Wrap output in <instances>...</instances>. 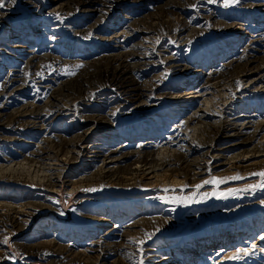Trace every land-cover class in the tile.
Returning <instances> with one entry per match:
<instances>
[{
	"label": "bare ground",
	"instance_id": "1",
	"mask_svg": "<svg viewBox=\"0 0 264 264\" xmlns=\"http://www.w3.org/2000/svg\"><path fill=\"white\" fill-rule=\"evenodd\" d=\"M41 1L0 0V259L264 264V0Z\"/></svg>",
	"mask_w": 264,
	"mask_h": 264
},
{
	"label": "rangeland",
	"instance_id": "2",
	"mask_svg": "<svg viewBox=\"0 0 264 264\" xmlns=\"http://www.w3.org/2000/svg\"><path fill=\"white\" fill-rule=\"evenodd\" d=\"M16 22H15V24H16V27H18V26H20V28H21V31H23V30H25V28H24V24H27V25H29V18H27V17H24V18H19V17H17L16 19ZM17 20H19V21H17ZM29 21V22H28ZM79 194H81V193H78V194H75L74 196H73V199H71L70 200V202L68 203V204H65V196H64V194H62L61 195V203H62V205L63 206H65L66 207V210L68 211L72 206H73V204H75V199H77L78 197L77 196H79ZM32 230V229H31ZM30 230V231H31ZM29 231V232H30ZM12 244V245H11ZM4 246V248L3 249H10V252L7 254L8 256H10V258H5V257H2L1 259H0V264H20L19 263V261L18 262H14L13 263V261H12V259L13 258H11V257H13V254L15 253V251H14V247H13V241L10 239L9 240V242L8 243H6L5 245H3ZM4 254H6V253H4ZM16 259H19L20 258V256H19V254H17L16 253ZM15 258V257H14ZM5 259V260H4ZM3 260V261H2ZM12 261V262H11Z\"/></svg>",
	"mask_w": 264,
	"mask_h": 264
},
{
	"label": "built area",
	"instance_id": "3",
	"mask_svg": "<svg viewBox=\"0 0 264 264\" xmlns=\"http://www.w3.org/2000/svg\"><path fill=\"white\" fill-rule=\"evenodd\" d=\"M42 3H44L43 5H40V12H41V14H40V17H44V18H47L46 17V14H47V11H48V9H47V7H48V5H50L51 3V1L50 0H42L41 1ZM37 16V15H36ZM31 19H29V21H30ZM45 19H41L40 21L42 22V21H44ZM17 21H19V20H17ZM28 21V22H29ZM29 24L30 25H33L32 24V22H29ZM42 24V23H41ZM37 28H39V32H40V34H41V32H42V30H43V28L44 27H42L39 23H37L35 26L33 25V28H29V29H34V30H36ZM45 43H47V41L45 40Z\"/></svg>",
	"mask_w": 264,
	"mask_h": 264
}]
</instances>
